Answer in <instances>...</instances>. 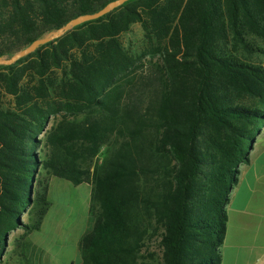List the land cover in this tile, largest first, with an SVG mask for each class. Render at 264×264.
<instances>
[{
  "label": "trees",
  "instance_id": "trees-1",
  "mask_svg": "<svg viewBox=\"0 0 264 264\" xmlns=\"http://www.w3.org/2000/svg\"><path fill=\"white\" fill-rule=\"evenodd\" d=\"M111 1L0 0V56ZM134 24L138 53L121 40ZM263 58L264 0H127L0 65V263L22 229L12 253L44 264L27 239L51 206L42 167L91 185L79 264H222L226 205L264 125Z\"/></svg>",
  "mask_w": 264,
  "mask_h": 264
},
{
  "label": "rangeland",
  "instance_id": "rangeland-1",
  "mask_svg": "<svg viewBox=\"0 0 264 264\" xmlns=\"http://www.w3.org/2000/svg\"><path fill=\"white\" fill-rule=\"evenodd\" d=\"M121 40L126 49L132 53H138L144 43L141 26L139 24L132 25L130 31L121 35ZM55 123V120H51L48 128ZM257 132L258 130L256 129L254 139L257 137ZM252 146L253 142L250 143L249 153H251L250 147ZM50 152L43 140L38 148V153L41 157H46L50 155ZM256 155L257 153L253 154L254 157ZM37 174H39L38 177L43 183L46 182L49 185L51 206L40 232H35L31 241L34 239L36 247L43 249V254L45 253L44 259L52 256L59 257L61 264H64L66 257L75 258L78 251V240L91 224L87 222L89 221L88 207L91 185L87 183L74 185L68 180L53 176L42 167L38 168ZM22 219L27 221L25 214ZM21 233L22 229H17L8 237L7 250L3 256L4 260L16 257L12 253V248L15 237H18ZM150 250L156 251L159 255L157 241L151 244Z\"/></svg>",
  "mask_w": 264,
  "mask_h": 264
},
{
  "label": "crops",
  "instance_id": "crops-1",
  "mask_svg": "<svg viewBox=\"0 0 264 264\" xmlns=\"http://www.w3.org/2000/svg\"><path fill=\"white\" fill-rule=\"evenodd\" d=\"M257 134L249 153L250 160L240 164L238 181L231 189L226 205L228 220L222 245V264H264V125ZM87 222L91 223V220ZM33 234L27 239L35 245L34 239L31 241ZM44 256L45 253L44 264H61L59 257L44 259ZM0 264L21 263L15 257L3 259ZM64 264H79L78 251L75 258L66 257Z\"/></svg>",
  "mask_w": 264,
  "mask_h": 264
},
{
  "label": "water",
  "instance_id": "water-1",
  "mask_svg": "<svg viewBox=\"0 0 264 264\" xmlns=\"http://www.w3.org/2000/svg\"><path fill=\"white\" fill-rule=\"evenodd\" d=\"M127 0H113L106 4L103 8L96 11L95 13H89L80 15L72 20H70L68 23H66L61 28L51 31L40 38H37L34 40L30 45L26 46L25 48L17 51L16 53L10 55V56H0V65H11L14 64L19 59L33 53L36 51L37 48H39L41 45L46 44L56 38L61 37L64 35L67 31L71 30L76 25H79L83 22L90 21L97 19L103 15H106L107 13L111 12L116 7H119Z\"/></svg>",
  "mask_w": 264,
  "mask_h": 264
}]
</instances>
